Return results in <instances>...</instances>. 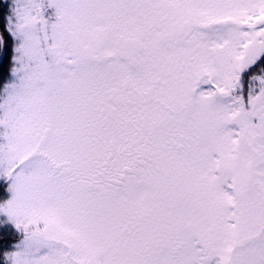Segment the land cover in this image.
Here are the masks:
<instances>
[{
    "label": "snow or ice",
    "instance_id": "6c2138e0",
    "mask_svg": "<svg viewBox=\"0 0 264 264\" xmlns=\"http://www.w3.org/2000/svg\"><path fill=\"white\" fill-rule=\"evenodd\" d=\"M0 264H264V0H0Z\"/></svg>",
    "mask_w": 264,
    "mask_h": 264
},
{
    "label": "trees",
    "instance_id": "16d2710c",
    "mask_svg": "<svg viewBox=\"0 0 264 264\" xmlns=\"http://www.w3.org/2000/svg\"><path fill=\"white\" fill-rule=\"evenodd\" d=\"M10 53H9V57H10ZM9 63H10V60L8 58H5L4 61H3V70L6 72L8 70V67H9ZM13 239V237H8L7 241H6V244L8 242H10L11 240Z\"/></svg>",
    "mask_w": 264,
    "mask_h": 264
}]
</instances>
